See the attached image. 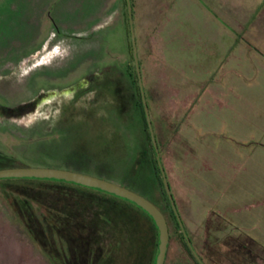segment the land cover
<instances>
[{
  "label": "rangeland",
  "instance_id": "rangeland-1",
  "mask_svg": "<svg viewBox=\"0 0 264 264\" xmlns=\"http://www.w3.org/2000/svg\"><path fill=\"white\" fill-rule=\"evenodd\" d=\"M130 1L141 83L194 253L202 264H264V59L233 55L242 78H224L219 62L206 80L202 65L182 66L179 54L180 40L193 38L181 32L188 22L220 48L240 36L264 51V1L252 18L260 0ZM128 30L122 0H0V153L95 173L73 149L94 152L98 138L64 136L59 126L88 122L93 138L106 134L115 85L131 111ZM52 95L57 101L45 102ZM7 194L0 189V264H51ZM36 218L46 228L42 209ZM168 242L164 264H195L176 236Z\"/></svg>",
  "mask_w": 264,
  "mask_h": 264
},
{
  "label": "trees",
  "instance_id": "trees-1",
  "mask_svg": "<svg viewBox=\"0 0 264 264\" xmlns=\"http://www.w3.org/2000/svg\"><path fill=\"white\" fill-rule=\"evenodd\" d=\"M122 1L127 20L126 0ZM129 4L132 16L130 0ZM123 73L133 87L135 99L129 112L122 98L123 93L116 85V88H112L115 102L114 107L108 109L111 125L106 134L99 132L96 133L97 137L94 135L93 138L91 134L93 126L88 122H68L69 124H61L59 127L64 131V136L71 132L83 131L87 135V140L95 145L98 138L99 143L94 152L83 154L76 151L79 147L73 149L75 150L73 153L85 161L86 166L95 170V173L83 172L120 184L150 200L166 220L168 241L173 235L176 236L186 254L195 264H199L191 246L190 236L184 229L190 241L188 245L164 191L145 120L134 63L127 65ZM142 89L158 159L164 169L156 130L159 126L153 120L148 96L143 86ZM100 119L102 123L107 120L105 114H102ZM103 126L104 124H101V128H98L101 130ZM37 147L41 148L39 150L47 151L49 146L38 144ZM28 165L0 153V169ZM164 173L179 214L165 169ZM0 189L4 195L9 193L7 197L11 209L24 222L26 231L34 241L38 242L51 264H153L154 262L158 242L156 226L150 215L130 200L98 188L53 178H0ZM150 191L153 194L151 197L147 193ZM36 209L43 210L46 228L39 226L38 219H35ZM183 228H185L184 224ZM168 245L169 242L166 245L163 264Z\"/></svg>",
  "mask_w": 264,
  "mask_h": 264
},
{
  "label": "water",
  "instance_id": "water-1",
  "mask_svg": "<svg viewBox=\"0 0 264 264\" xmlns=\"http://www.w3.org/2000/svg\"><path fill=\"white\" fill-rule=\"evenodd\" d=\"M126 8H127V22L129 25V32H130L132 58L134 62L135 74L137 78L139 94H140V98L142 102V107H143V111L145 115L148 132H149L150 139L153 145V149L155 150V156L158 162L164 191L166 193V196L168 198L172 211L174 212L175 217L178 221V225L181 230V233L184 236L186 243L190 245L189 238L186 236L180 216L177 213V210L175 208V203H174L172 194L170 192L169 184L166 180L164 169L158 159L157 146H156L155 138L153 136L151 122L149 119L147 105H146V101H145V97H144V93L142 89L137 56L135 52L134 37H133V30H132V16H131V11H130L129 0H126ZM5 177L53 178V179L71 181L77 184H81V185H85V186H89L93 188H98L100 190H103L108 193H112L116 196L122 197L124 199L130 200L131 202L135 203L136 205L141 207L143 210H145L150 215V217L153 219L157 232H158L157 252H156L153 264H163L164 255L166 251V245L168 242V227L166 224V220L163 214L161 213V211L150 200L138 194L137 192L131 189H128L120 184H117L110 180L103 179L95 175H91V174L80 172V171L70 170V169L58 168V167L17 166V167L1 168L0 178H5Z\"/></svg>",
  "mask_w": 264,
  "mask_h": 264
},
{
  "label": "crops",
  "instance_id": "crops-1",
  "mask_svg": "<svg viewBox=\"0 0 264 264\" xmlns=\"http://www.w3.org/2000/svg\"><path fill=\"white\" fill-rule=\"evenodd\" d=\"M196 1L198 2V0ZM263 1L264 0H260L258 2V4L251 12L250 18H252L253 15H255V13L258 12ZM202 30L203 29H201V31ZM181 32L183 33L187 32L189 36H193V38H189V40H180L181 41L179 48V54L181 56L180 64L186 67L187 64L189 63L191 64L195 63L197 64V68L200 65H202L200 67L201 69L202 67H204L203 70L204 72H206V74L204 75V79L206 80L213 77L212 76L213 72H215V69L218 68V67H214L213 64L219 62L221 66L220 69L221 72L227 75L224 78H229V76L239 79L242 78L243 76L241 71L242 69L239 68L238 65L237 67L231 66L232 63L231 59L233 55L236 56L240 55L239 57L243 61H245V59L249 57L257 59V61L259 60V62H261V59L259 57H262L264 59V51H262L259 48L261 45H255V44L251 45L248 42L247 43L245 41L243 42L241 39H239L240 36L239 38L233 37L230 39L223 40L222 43L223 45L221 46L223 48H220V45L214 40H207L208 38L204 39L203 35L199 34L198 26L193 25V23L188 22L185 23V25L184 24L181 25ZM215 47L217 51L215 50ZM251 48L254 50H251ZM252 51L255 52L253 53ZM262 62L264 63V60Z\"/></svg>",
  "mask_w": 264,
  "mask_h": 264
},
{
  "label": "flooded vegetation",
  "instance_id": "flooded-vegetation-1",
  "mask_svg": "<svg viewBox=\"0 0 264 264\" xmlns=\"http://www.w3.org/2000/svg\"><path fill=\"white\" fill-rule=\"evenodd\" d=\"M95 95H96V94H94V96H95ZM54 101H57V100L55 99V96L52 95L51 98H50V97L47 98L45 102H47V103L50 102L51 104H53ZM58 101H59V100H58ZM61 101H62V99H60V102H61ZM92 101H95V99L93 100V99H91V98H90V99L88 98V99L86 100V102H87L86 104H90V102H92ZM193 252H194V251H193ZM194 255H195V258H196L197 262H198L199 264H202L201 261H200V258L196 255V253H194Z\"/></svg>",
  "mask_w": 264,
  "mask_h": 264
}]
</instances>
